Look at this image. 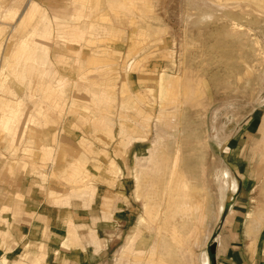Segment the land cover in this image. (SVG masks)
Returning a JSON list of instances; mask_svg holds the SVG:
<instances>
[{
    "label": "rangeland",
    "instance_id": "374dc122",
    "mask_svg": "<svg viewBox=\"0 0 264 264\" xmlns=\"http://www.w3.org/2000/svg\"><path fill=\"white\" fill-rule=\"evenodd\" d=\"M232 174L264 185V0H0V187L81 217L101 264H203Z\"/></svg>",
    "mask_w": 264,
    "mask_h": 264
},
{
    "label": "crops",
    "instance_id": "0c3cea01",
    "mask_svg": "<svg viewBox=\"0 0 264 264\" xmlns=\"http://www.w3.org/2000/svg\"><path fill=\"white\" fill-rule=\"evenodd\" d=\"M242 140L233 155L241 152L244 164L251 166L257 162L252 159L253 138ZM248 174L252 175L251 168ZM16 175L24 174L18 171ZM233 181L215 228V251L208 258L209 264H264V185L255 186L249 193L243 190L241 180L234 176ZM0 193L7 196L1 207L6 208L9 221L0 228L1 234L8 236L7 247L0 248V264H101L102 257L107 256L106 249L82 247L81 217L59 207L61 203L45 199L30 184L21 187L16 178L8 188L1 186ZM90 223L99 225L100 218L91 217ZM93 229L95 233L101 230L92 226L89 233ZM25 240L32 249L19 246ZM26 254L33 257L21 258Z\"/></svg>",
    "mask_w": 264,
    "mask_h": 264
},
{
    "label": "bare ground",
    "instance_id": "6f19581e",
    "mask_svg": "<svg viewBox=\"0 0 264 264\" xmlns=\"http://www.w3.org/2000/svg\"><path fill=\"white\" fill-rule=\"evenodd\" d=\"M35 9L34 7L31 9L30 14H34ZM190 175L192 176H188L184 179L185 182V189L184 190V196L187 198V212H188V221L185 223V225H187V227L191 230L194 229V225H193V220L191 219V216H193L195 214V211L198 209H201L203 206V201L200 198L199 195H197L196 197H193L191 195V188H190V183L193 184L196 187H200L202 186L204 179L203 176H195L193 175V173L190 171L189 172ZM201 194V193H198ZM151 216V209L146 205L145 208V214L144 216L140 219L139 223L141 225L146 224L145 219ZM203 264H209V260L206 258L204 259Z\"/></svg>",
    "mask_w": 264,
    "mask_h": 264
},
{
    "label": "water",
    "instance_id": "95a60500",
    "mask_svg": "<svg viewBox=\"0 0 264 264\" xmlns=\"http://www.w3.org/2000/svg\"><path fill=\"white\" fill-rule=\"evenodd\" d=\"M214 251H215V248H214V247H212V248H211V252H212V253H214Z\"/></svg>",
    "mask_w": 264,
    "mask_h": 264
}]
</instances>
